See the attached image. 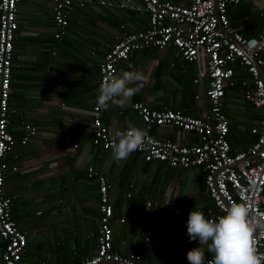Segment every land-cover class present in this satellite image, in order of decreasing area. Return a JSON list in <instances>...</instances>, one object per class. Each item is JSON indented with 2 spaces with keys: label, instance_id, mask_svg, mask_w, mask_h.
<instances>
[{
  "label": "crops",
  "instance_id": "1",
  "mask_svg": "<svg viewBox=\"0 0 264 264\" xmlns=\"http://www.w3.org/2000/svg\"><path fill=\"white\" fill-rule=\"evenodd\" d=\"M100 1L94 0L84 9L75 7L60 40L53 37L49 0L17 3L10 94V132L16 145L5 156L8 171L4 195L11 199L12 217L26 234L22 258L32 264H79L94 253L99 194L96 176L87 175L89 167L108 179L114 212L126 220L114 226V249L122 254H140L143 264H157L149 258L154 255L152 247L147 254L143 247L160 236L161 223L167 224L174 237L178 238L176 231L181 227L186 232L179 236L189 238L188 220L169 214V206L184 210L210 206L203 169L181 170L146 163L135 151L117 162L112 149L103 151L92 145L98 66L121 37L148 26L146 14L118 7L125 0H105L111 2L110 6ZM122 71H140L145 80L136 82L140 90L123 107L111 102L102 109V121L110 131L127 129L129 123L144 129L131 111L134 102L155 110H180L197 118L209 110L208 78L197 63L186 62L171 46L131 52L128 62L118 65L117 75ZM235 94L241 95L238 85L226 91L224 110L232 150L240 151L253 141L249 132L259 115L255 108L254 113L239 106L248 103L236 100ZM22 122L40 127L25 146L20 144ZM236 127L243 129L240 136L235 134ZM148 132L155 138L185 145L198 142L196 136L169 126L153 127ZM131 184L134 192L126 199ZM3 246L0 239V264Z\"/></svg>",
  "mask_w": 264,
  "mask_h": 264
},
{
  "label": "built area",
  "instance_id": "2",
  "mask_svg": "<svg viewBox=\"0 0 264 264\" xmlns=\"http://www.w3.org/2000/svg\"><path fill=\"white\" fill-rule=\"evenodd\" d=\"M51 2L55 32L60 40L68 26L71 11L87 8L94 0H49ZM242 0H125L119 8H130L148 17L146 29L130 32L121 37L106 52L98 66L99 87L108 77L117 75V67L128 62L131 52L147 48L165 49L173 47L190 63H197L202 75L208 78L206 99L209 110L202 117L190 116L180 110L149 108L143 102H134L135 113L150 131L153 127H173L192 134L198 142L185 145L170 140L152 137V143L135 151L146 163H161L173 169L204 171L203 183L210 206L206 215L219 217L226 214L231 203L247 202L252 214L264 213V23L258 34L246 37L232 27L228 10ZM258 8L264 20V0H247ZM18 0H0V239L3 241L1 261L3 264H32L23 260L27 238L11 214V199L4 195L5 176L8 165L5 156L16 145L10 132V94L14 70V40L18 30ZM101 5L111 2L101 0ZM129 66H132L129 64ZM239 86L245 102L255 108L259 115L256 125L251 127L254 137L250 145L233 151L229 141L230 125L225 113L226 90ZM111 102H109L110 104ZM102 109L97 106L92 112V145L108 151L117 141L116 133L126 129L110 131L101 118ZM23 136L20 144L27 145L34 139L40 127L22 122ZM89 178L96 176L98 184V228L94 253L86 260L93 264H143L138 253L122 254L113 247L114 226L125 224L123 216L114 215L110 199V183L103 175L87 169ZM133 186L125 198L133 195ZM150 203H147V207ZM193 209L169 206L172 216L188 220ZM186 232L178 227L176 234ZM258 251L264 252V237L256 233ZM211 254L207 260H211Z\"/></svg>",
  "mask_w": 264,
  "mask_h": 264
},
{
  "label": "clouds",
  "instance_id": "3",
  "mask_svg": "<svg viewBox=\"0 0 264 264\" xmlns=\"http://www.w3.org/2000/svg\"><path fill=\"white\" fill-rule=\"evenodd\" d=\"M144 80L140 71H122L106 78L98 89L97 107L106 110L109 102L123 107L140 90L136 82ZM116 137L112 156L117 162L152 143L148 130L131 123L125 131L117 132ZM225 213L213 217L195 208L190 212L187 235L190 242L198 241L200 246L188 251L189 264H264V252L258 251L256 237L257 232L264 237V213L252 214L247 202L231 203ZM206 250L213 255L211 260L206 261Z\"/></svg>",
  "mask_w": 264,
  "mask_h": 264
},
{
  "label": "rangeland",
  "instance_id": "4",
  "mask_svg": "<svg viewBox=\"0 0 264 264\" xmlns=\"http://www.w3.org/2000/svg\"><path fill=\"white\" fill-rule=\"evenodd\" d=\"M252 10L253 12H258V8L256 7H253ZM233 96L238 101L243 100L240 94H235ZM239 106H242L247 112H256L251 105L246 104ZM242 133V128H235V134L237 136H240ZM185 240L186 242L178 241L177 238L172 235L171 229L167 228V224L161 223L160 236L152 239L150 243H146L143 248L147 254L148 247H152L154 255L148 257L157 264H175L177 261L182 260V258L187 260L188 252L186 251L198 246L194 241L190 242L189 238H186Z\"/></svg>",
  "mask_w": 264,
  "mask_h": 264
},
{
  "label": "trees",
  "instance_id": "5",
  "mask_svg": "<svg viewBox=\"0 0 264 264\" xmlns=\"http://www.w3.org/2000/svg\"><path fill=\"white\" fill-rule=\"evenodd\" d=\"M173 1L179 2V0ZM253 7L255 6H253L251 2L242 0L238 5L232 6L228 10V17L232 27L240 31L246 37L256 36L264 23V20L259 16L258 12H253ZM15 136L18 138L17 134H15ZM114 215L119 217L115 212ZM179 235H177V240L186 242L184 237ZM186 252H188V250ZM210 255L211 253H207L206 250V259H208ZM175 264H189V262L188 260H185V258H182V260L177 261Z\"/></svg>",
  "mask_w": 264,
  "mask_h": 264
}]
</instances>
